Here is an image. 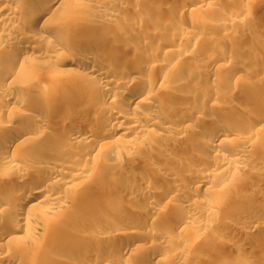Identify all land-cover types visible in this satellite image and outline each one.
Listing matches in <instances>:
<instances>
[{
  "label": "bare ground",
  "instance_id": "6f19581e",
  "mask_svg": "<svg viewBox=\"0 0 264 264\" xmlns=\"http://www.w3.org/2000/svg\"><path fill=\"white\" fill-rule=\"evenodd\" d=\"M90 1L99 7L102 18L83 23L69 20L75 14L73 0H0V243L13 246L8 257L21 259L23 264H31L44 241L56 236L83 242L89 248L79 262L50 255L46 264H117L115 261L125 253L129 264L132 260L127 258L135 254L143 255L138 264H181L189 253L190 243L185 247V241L201 238L209 221L220 224L218 216L228 207L223 202H231L236 195V186H227L228 179L224 178L229 171L244 170L247 164L241 161L253 149L250 139L264 126V115H257L254 109L259 107L264 112V73L253 71L257 75L251 82L240 84L246 99L255 105L238 103L239 110L235 111L225 103L240 81L239 68L221 73L216 79H203L204 86L201 83L203 87L197 88L194 79L201 75L182 64L187 57L185 51L174 53L184 36L190 43L197 34L177 33L173 37V33L162 42L160 36L164 33L156 29L145 35L124 34L116 40L106 32L111 30L112 17L123 7H118L115 0ZM177 2L180 12L200 9L199 1ZM128 18L134 23L143 19L137 10ZM242 21L237 15L212 28L220 30ZM102 44L116 54L128 51L132 56L121 62L86 56L100 51L96 47ZM64 52L68 53L65 59H56ZM159 52L160 57L156 56ZM235 55L228 51L223 57H206L199 71L203 74L228 66ZM50 72H63L67 77L49 76ZM187 79H192L195 86L187 87ZM47 81L54 91L40 98L34 93V85ZM119 122L126 136L122 147L131 153L140 150L147 154L140 162L134 156L144 170L137 173L136 181H126L124 177H134L129 167L123 168L122 163L107 165L102 171L106 168L107 177L115 180L111 178L108 188L104 184L102 192L111 197L106 200L109 196H103V201L88 204L89 193L98 186L84 179L87 171L91 174L96 168L85 161L112 151L105 138ZM115 123L113 129L111 124ZM229 133L233 138L227 137ZM261 155L264 159V151ZM128 157V163H134L132 156ZM166 160L181 169L180 176L165 167ZM147 171L158 179H168L165 186L151 191L146 186L143 190L148 182ZM260 175L253 177L264 179ZM223 180L226 189L218 192L215 188ZM252 183L245 179L241 187L252 188ZM198 190L206 191L205 196L199 198ZM243 195L236 198L243 201L234 212L246 217L248 207L260 203L261 198L249 195L246 199ZM138 197L145 199L141 205L134 203ZM163 213L168 221L159 218ZM131 215L137 218L131 220ZM98 218L124 220L99 224ZM248 221L246 226L226 224L233 234L243 235L245 244L254 241L249 238L250 229L263 225L264 217ZM119 236L127 242L117 240ZM152 239L156 240L154 244L150 243ZM145 240H149L147 247V241L142 243ZM217 245L234 246L229 239ZM101 248L111 250L102 252Z\"/></svg>",
  "mask_w": 264,
  "mask_h": 264
},
{
  "label": "rangeland",
  "instance_id": "374dc122",
  "mask_svg": "<svg viewBox=\"0 0 264 264\" xmlns=\"http://www.w3.org/2000/svg\"><path fill=\"white\" fill-rule=\"evenodd\" d=\"M177 1L179 0H115L116 2L115 4H117L118 7L120 6V8L122 6L123 9L121 8V12L116 13V15L112 17L114 18L112 20L113 21L112 27L114 26L113 27L114 29L111 27V30H108L106 33L109 37L113 39L121 40L120 36L124 34H131V33L141 34L142 33L145 35V34H151V33H148L149 31L150 32L160 31L164 33L160 36V38H162V42L163 40L165 41V38L173 36V33H174L173 37H176L175 35H177V33H182L184 35L189 34V32L195 33L197 34L198 37L194 42L191 39L189 43L188 40L186 39L187 37L184 36L185 38L179 42L178 46L176 45V48H174V53L185 51L187 57L183 59L184 63L182 62V64L186 68H190V70L193 69L197 71L199 75H201L199 76L201 77V79H198L199 78L198 77L196 81L194 77H191L192 79H194V82H197L196 83L197 88L198 87L202 88L204 86V84L202 83L203 79L204 80L206 79L211 80L213 78L216 79L221 76V73H226L236 68H239L241 70L240 81L237 84V87L231 90V92L232 91L233 92L232 93L230 92L231 101L230 99L229 101L226 100L225 104L229 105L230 108L232 107L233 109H235V111L239 110V108L237 107L239 106L240 103L241 105L247 104L249 107L250 106L252 107L253 105H255L254 103L249 102L248 99H246L247 97H246L245 91L243 90V88H241L240 84H244L245 82H251V80L253 79L252 77H254V75L258 72L264 73V0H250L248 1V3L246 1H240V0H195V1H199L200 5L197 4V6H199L200 9L196 11H190V12H180L177 8V3H178ZM73 2H74L73 5H76L75 14L72 15V18H70L69 20H72L73 18H75V19H79L83 23H86L87 21L92 20V19L99 20V18L100 19L102 18L101 17L102 12L99 11V7L95 6V4L92 3V1L73 0ZM122 10L125 12H123ZM133 10H137L141 14V18H143L142 21L138 23H134L129 20L128 17L131 15V12H133ZM237 15L238 17L241 16L243 18V21L241 24L234 22L230 24L229 26H227L226 28H223L220 30H214L212 28V25H216L220 23L225 18H233L234 16H237ZM153 28L155 29V31H153L154 30ZM48 35L49 36L51 35L50 32ZM96 48H99L100 51L95 52V53L88 52L86 56L87 57L93 56L96 58H102V57L109 58V59L112 58V59H116L118 62H121L129 58L130 56H132V54L128 51L121 52V53L117 52L116 54L112 48L108 47L105 44L97 45ZM228 51L232 53L234 52V54L237 53V55L234 56V62L232 64H229L228 66H224L218 70L216 69L214 71L212 70L206 71L203 74L201 71H199L203 69L204 63L206 62V57H212V56H222L223 57L224 54L228 53ZM145 53L146 52L142 51L143 55H146ZM66 55H68V53H65V52L60 53L57 55L59 58L56 57V59L63 60L65 59ZM161 55L162 53L159 52L157 53L156 56L160 57ZM184 66H182V68ZM256 68H258L259 71L258 70L256 71L255 70ZM253 71H255L256 73L254 72L255 74H253ZM59 74L56 72L48 73L49 76L58 77L59 75V76L67 77V75H65V73L63 72ZM68 77H71V76H68ZM186 78H190V77H186ZM192 79L190 80L187 79L188 80L187 87H191L190 85H194V82L192 81ZM189 81H190V84H189ZM263 82L264 80L262 81V85H264ZM201 83L203 86L200 85ZM218 84L219 83H217V85ZM50 85L51 83L49 81H47V83H44V85L35 84L34 93L40 98H44L46 95H48L49 92L54 91V89ZM30 92L32 93L33 90H31ZM254 109L256 110L257 115H264V112L259 110V107H256ZM121 123L122 122H119V124L117 123L111 124L113 126L112 127L113 129L115 128L116 124L118 128L114 130L111 133V135L105 138V140H107L109 144L112 146L113 152L111 151L105 154L104 152H102L100 155L96 154L97 156L92 155L90 158L86 159L85 161L87 164H90L89 167L94 166L96 168L94 171L91 172L92 176H90L91 175L89 173L90 171H87L86 173L87 177L85 176L86 178L84 179H90V180H93V182L95 183L97 182L99 184L98 185L96 183L98 188L93 189L92 190L93 193L92 192L89 193L88 199L90 198L91 201L88 200V204L103 201L105 197L109 196L107 192H105L106 193L105 195V193L102 192V190L104 189L105 191L106 187L108 188L112 184V179L115 180V178H113L112 176L108 178L109 177L108 174L104 172L106 168L104 169V171H102V169L104 167H107V165L109 166V164L114 165L117 163L118 164L122 163L123 168H126L125 166H127V168L129 167V169L132 170L131 172H133V175L135 178L133 176L132 178L124 177L125 179L124 178L123 179L126 181H129V180L136 181L137 173L144 170L142 165H139L138 162H140L141 159H144L147 154L140 150L137 153L135 152L136 154L131 153L126 148H124V146L122 147V142L126 136L120 130L121 128L119 127V125ZM263 125H264V122H263ZM255 136L253 135L252 138L250 139V141L253 139L252 145H253L254 150L253 149L250 150L249 151L250 155H245V157L241 161L242 165L247 164L242 167L244 168V170L243 169L239 170L240 173L238 171L237 173L234 172L235 176H234V173H231V171H229V174H227L228 177L227 176L225 178L223 177L224 179H228V180H225V182L228 183L227 186L230 185L229 187H232V189L235 188L236 186V189L234 191H237L238 195H237V192L233 191L234 194L236 195L234 194H231V195H234L235 198L232 196L231 202L227 204H224L223 202V205L224 206L228 205L229 208L226 207L225 212H222V215L220 213V215L218 216V218H220L218 219L220 224H216L218 222L209 221L211 225L209 226V223L207 222V227L205 229L206 234L204 232L201 238L199 237L196 239L195 237H191L189 240L185 241V243L183 242L184 243L183 246L185 247L188 246V244L190 243V245L187 247V252H189L190 254L188 253V255L182 258L183 260H181V264H264V224L263 225L260 224L257 226L255 225V228L253 227L254 229H250L251 233L249 232V236H250L249 238L254 240L252 241L254 243L251 242L249 244H245V239L242 238L243 235H239V234L237 235V233L233 234L232 231L226 226V224L228 225L232 223L235 225L241 226L242 224L246 226L247 225L246 223L249 222L248 221L249 219L254 220L255 218H258V217H264V179L262 177H257L258 180H255L257 178L253 177L254 175H260V174L264 175V159L262 158V155H261V151H264V126L262 130L260 129V131H258V135H255ZM227 137L231 139L233 138V135L229 133ZM178 149L182 150L181 147H178ZM101 151L107 152L105 149ZM128 156H132V160L134 161V163L133 162L128 163L127 158H130ZM134 156L138 157V162L136 160L137 158L135 159ZM120 158H122V160H125V159L126 160L122 161L120 160ZM124 162L125 163L127 162V163L125 164ZM170 163H172L171 160L170 161L166 160L165 167H169V169L171 167L172 169L171 172L174 170L173 173H175V175L177 176H180V173L182 172L181 169L176 168V166L173 163H172L173 164L172 166V164ZM167 164H169V166H167ZM100 170H101L100 173H102L101 176L100 174H98ZM146 173L148 174L146 178L148 182L143 187V190L144 189L147 190L146 186H148V189H150L149 191H151L152 189H156V188L158 189V187L159 188L160 186L163 187L167 183L166 181L168 179L166 180V178L161 180L160 178L158 179V177H156L157 175L153 173L152 175L154 176V178L153 176H151V174H149L148 171ZM232 177H234V179ZM251 177L252 179H250ZM231 179H232V183H230ZM245 179L251 180L253 182L252 188L241 187L242 186L241 183ZM117 180L121 181L119 179ZM99 182L102 184V187L100 186L101 184ZM223 182L222 184H220L219 187L217 186L215 188L216 190L219 188L217 190L218 192H221L222 190L225 191L226 183L225 182L223 183ZM104 184L106 187L104 186ZM150 184H152V186ZM237 187L239 188V191ZM232 189L230 188V192ZM198 191H196V194H198L197 196H199V198H202L205 196L206 191H202V192L201 191L198 192ZM201 194L204 196H202ZM242 194L246 195V196L244 195L242 196V198L244 197L246 199H250V197L247 198V196L249 195H252L251 198L254 196H258V195H259L258 198H261L260 203L255 202L251 204L252 206L250 205V208L248 207V212L246 214V217L239 216L238 214L236 215L235 213L236 210H238L236 208H238V205L243 201V200L240 202L239 200L237 201V199H239ZM101 197L103 199H101ZM110 197L111 196L105 199L107 200ZM138 198H141V197H138ZM138 198L136 199L137 201H135L134 203L141 205L140 203L145 201V199L141 198L138 200ZM230 203L232 204V206ZM77 207L79 208L80 206H77ZM89 207L90 205L85 207V210H87V208L89 209ZM234 209H235V212H234ZM169 210L171 209L169 208ZM101 212L105 214L107 211L101 210ZM165 215L166 216L164 217V213H163V215L159 217L161 218V221H163V219L164 220L167 219L166 221H168V215L167 214ZM136 218L137 216L135 217V215L130 216L131 220H134ZM127 219L129 220V218ZM127 219L125 218V220ZM99 220L100 219L98 218L97 223L107 224V222L108 223L111 221L120 222L124 219L120 220L119 218H113V219L111 218L109 219L110 221L108 219H105V221H103L104 219L102 218L101 221ZM166 221L165 223H167ZM4 222L6 223L7 221L4 220ZM80 227L82 226L80 225ZM141 231L143 232L144 230H141ZM61 238L62 236H56V237H49V239L45 240L44 244H42L43 246H41V250L40 248L38 249L39 251L36 250L37 253L34 255L35 258L31 264H46L45 262L47 261L49 262L51 258L50 255H52V257L55 255L56 258L57 256L58 258L59 257H61L62 259L65 258L72 262H79L81 259L85 258V256H83V252L85 250L86 251L88 250L89 247L87 246V244L85 245L83 242L81 243L80 241L72 242L71 240H67L65 238L61 239ZM116 239L119 241L127 242L125 237H122V236H119ZM226 239H229V242H232L234 246H232V248H229L227 246L224 248L218 247L219 248L218 249L216 247V244L219 245L220 242H223L224 240L226 241ZM154 242H156V240L154 239H152V241L150 240V243L154 244ZM142 243H144V245L146 244L147 246H149L148 245L149 240H145ZM146 245L145 247H147ZM8 246L7 244L4 245L0 243V264H23L21 259L17 260L16 258H11L12 256L8 257V255L12 253L10 250L13 248V246L12 247H8ZM28 246L29 245L27 244V248H29ZM7 248L8 250L10 248V250L8 251ZM110 248L113 249V247H110ZM103 249H106V248H101L100 251H102ZM111 249L107 248L106 250L108 251ZM27 251L29 250L27 249ZM102 252H105V250ZM125 256L127 257L126 253L123 254V257ZM123 257L121 258L122 260L117 259L120 262L118 261H115V262H117V264H124L125 262L129 264L130 262H127L126 257L125 258ZM130 257L127 259L132 260V261L130 260L132 262L131 264H134V263L138 264V262L143 259V255H140V254H135V256H130Z\"/></svg>",
  "mask_w": 264,
  "mask_h": 264
}]
</instances>
